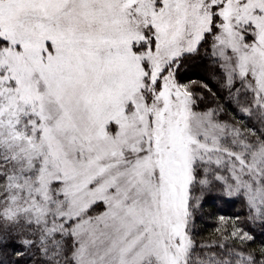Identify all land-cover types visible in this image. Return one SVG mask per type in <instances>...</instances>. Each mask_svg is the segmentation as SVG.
I'll list each match as a JSON object with an SVG mask.
<instances>
[{
	"label": "snow or ice",
	"instance_id": "snow-or-ice-1",
	"mask_svg": "<svg viewBox=\"0 0 264 264\" xmlns=\"http://www.w3.org/2000/svg\"><path fill=\"white\" fill-rule=\"evenodd\" d=\"M191 56L251 127L196 110L177 80ZM213 181L264 223V0H0V246L16 264H264L241 229L197 240L193 193Z\"/></svg>",
	"mask_w": 264,
	"mask_h": 264
},
{
	"label": "trees",
	"instance_id": "trees-1",
	"mask_svg": "<svg viewBox=\"0 0 264 264\" xmlns=\"http://www.w3.org/2000/svg\"><path fill=\"white\" fill-rule=\"evenodd\" d=\"M194 58L200 61L194 62ZM187 59L188 60L185 59L186 62L191 61V64L194 63L193 66L200 65V63L203 62L204 65H207V63L211 64L207 59H205L207 62L203 61L204 59H202L201 56H191ZM211 68V71H213L212 75H214L217 80L219 73L212 66ZM182 71L183 69L181 72ZM181 74L182 76L187 75L184 72ZM191 79L204 82L208 85L207 87L211 90V93H215V97L213 98L211 93L204 89L207 99H210L212 103L220 101V104L223 105L221 119H225V121L228 122L235 121L238 126L245 125L251 127L252 121L247 120L244 113H238L236 111L238 107L236 102L234 100L231 104L227 102L228 94L226 90L222 89L224 93H221L217 89V83L200 80V78ZM237 87H239V85H237ZM243 102L244 98L241 97V103ZM209 179L211 180V178ZM222 185L223 181H213L205 186L203 190L195 191V194L199 197V203L194 211L197 240L205 243H212L214 241L220 242L224 235H230L233 230L241 229L254 237L253 241L246 246L249 249H255L259 259H264V256L260 255V249L264 248V223L258 220H252L250 211L245 205L244 200L238 196L228 195ZM229 242L233 244L237 243L235 240H230ZM14 247V245L0 246V261H3L4 264H16L17 258L14 254ZM19 264H40V262L35 258L29 259L25 257L19 260Z\"/></svg>",
	"mask_w": 264,
	"mask_h": 264
},
{
	"label": "rangeland",
	"instance_id": "rangeland-1",
	"mask_svg": "<svg viewBox=\"0 0 264 264\" xmlns=\"http://www.w3.org/2000/svg\"><path fill=\"white\" fill-rule=\"evenodd\" d=\"M186 60H188V59L186 58ZM186 60L183 61L181 67L179 68V70L177 72V80L181 84L190 85L191 90L193 91V93L196 96L202 97V99L197 100L199 108H197L196 110L197 111H203V110H206L208 108H222L223 105L220 104V101L212 103V101L210 99L206 98L205 92H204L205 88L202 87V85L203 86L206 85L204 82H200V81L191 79V78H200V80H206L207 82L211 81L212 83H217V85H218L217 89L221 93H224L220 83L218 82V79L216 80L215 76L212 75L213 71H211L212 70L211 64L207 63V65H204V62H203V63H200V65H194L193 66L194 63L191 64V61L190 62L189 61L186 62ZM194 60H195L194 62H199L200 61L199 59H195V58H194ZM203 61H205V59ZM205 62H207V60ZM182 69H183L182 72L187 74L186 76H182V74H181L182 73L181 72ZM221 100H223V99H221ZM218 118L220 120H222V121H225V119H221V114H220V116ZM221 174L223 175V173H221ZM193 195L197 198L196 201H195V207H196L198 205V203H199V201H198L199 197L195 194V192L193 193Z\"/></svg>",
	"mask_w": 264,
	"mask_h": 264
}]
</instances>
